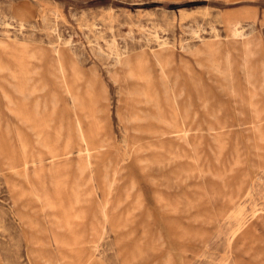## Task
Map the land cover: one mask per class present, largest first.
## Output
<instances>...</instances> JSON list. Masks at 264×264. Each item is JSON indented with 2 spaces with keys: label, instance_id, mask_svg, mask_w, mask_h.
I'll list each match as a JSON object with an SVG mask.
<instances>
[{
  "label": "rangeland",
  "instance_id": "rangeland-1",
  "mask_svg": "<svg viewBox=\"0 0 264 264\" xmlns=\"http://www.w3.org/2000/svg\"><path fill=\"white\" fill-rule=\"evenodd\" d=\"M0 264H264V0H0Z\"/></svg>",
  "mask_w": 264,
  "mask_h": 264
}]
</instances>
